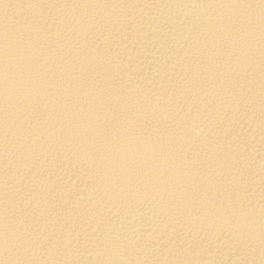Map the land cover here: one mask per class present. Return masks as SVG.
I'll return each mask as SVG.
<instances>
[{
  "label": "bare ground",
  "instance_id": "6f19581e",
  "mask_svg": "<svg viewBox=\"0 0 264 264\" xmlns=\"http://www.w3.org/2000/svg\"><path fill=\"white\" fill-rule=\"evenodd\" d=\"M0 264H264V0H0Z\"/></svg>",
  "mask_w": 264,
  "mask_h": 264
}]
</instances>
